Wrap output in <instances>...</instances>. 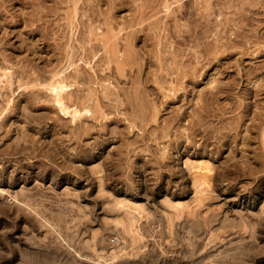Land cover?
Instances as JSON below:
<instances>
[{"label":"rangeland","instance_id":"rangeland-1","mask_svg":"<svg viewBox=\"0 0 264 264\" xmlns=\"http://www.w3.org/2000/svg\"><path fill=\"white\" fill-rule=\"evenodd\" d=\"M0 73V264H264V0H0Z\"/></svg>","mask_w":264,"mask_h":264},{"label":"bare ground","instance_id":"bare-ground-1","mask_svg":"<svg viewBox=\"0 0 264 264\" xmlns=\"http://www.w3.org/2000/svg\"><path fill=\"white\" fill-rule=\"evenodd\" d=\"M108 42H109V40H108ZM114 42H115V41H114ZM111 43H112V42H111ZM115 43H116V42H115ZM107 44H108V43H107ZM107 46H108V45H107ZM110 47H114V45H112V46H110ZM115 48H116V47H114V49H115ZM106 49H107V47H106ZM112 49H113V48H112ZM114 49H113V50H114ZM110 51H111V50H110ZM114 51H115V50H114ZM114 51H113V52H114ZM105 52L107 53L108 51L105 50ZM111 52H112V51H111ZM115 53H116V52H114L113 54L115 55ZM114 55H112V56L114 57ZM69 60H70V59H69ZM115 62H116V61H115ZM116 63H117V62H116ZM116 63H115V64H116ZM118 63H119V62H118ZM120 63H121V62H120ZM71 64H72V63H71ZM71 64H70V65H71ZM116 65H117L118 68H119V65H118V64H116ZM71 66H72V65H71ZM116 68H117V67H116ZM118 68H117V69H118ZM120 68H122V67L120 66ZM120 68H119V70H120ZM122 69H124V68H122ZM76 70H77V69H76ZM57 71H58V70H57ZM58 72L61 73L60 70H59ZM78 72H79V71H78ZM78 72H77V73L75 72V75L78 74V76H79V73H78ZM121 72H122V70H121ZM119 73H120V72H119ZM0 74H1V73H0ZM5 74H7V73H5ZM5 74H2V75L0 76V77H1V78H0L1 81L3 80V78L7 77V76H5ZM55 75L57 76V74H55ZM60 75H61V74H59V77H60ZM71 75H72V74H71ZM72 76H74V74H73ZM53 77H55V76H53ZM57 77H58V76H57ZM66 77H67V76H66ZM74 77H75V76H74ZM80 77L83 78L82 75H81ZM62 78H63L64 80H60V81H59V80H58V81L56 80V81H54V79H53V80H52L53 83H51V81H50V83H51V87H50V88H51V93L53 94V98H54V100H55V102H56V105L58 104L57 106H59V107H58L59 110H61L62 112L64 111L63 114H65V115H67V114L69 115V114H70V115L72 116L73 121H74V119H78L79 117L82 116V114H80V113H84L85 111H82V112L80 111V113H79L78 109H76L75 104L77 103V102H76L77 99H73V100H75V104L73 105V106H75L74 109H72V106H71V108L69 109V107L66 106V105L63 103V100H64L63 94H65L66 92H67V94H68V91H66V89H67V87L69 88V86H68L69 84L67 85V84H65L66 82L64 83V81L66 80L65 77H62ZM75 78H76V77H75ZM5 79H6V78H5ZM5 79H4V81H5ZM60 79H61V78H60ZM1 81H0V82H1ZM66 81H67V80H66ZM78 81H79V80H78ZM81 81H82V80H81ZM83 81H84V80H83ZM83 81H82V82H83ZM3 83H4V82H3ZM50 83H49V84H50ZM67 83H68V82H67ZM8 84H9V83H8ZM49 84H48V85H49ZM4 85H5V83H4ZM49 90H50V89H49ZM68 90H69V89H68ZM65 91H66V92H65ZM49 92H50V91H49ZM64 96H66V95H64ZM67 96H69V95H67ZM66 99H67V101H69L68 98H66ZM130 99H131V97H130ZM134 99H135V98H134ZM54 100H53V101H54ZM73 100H71V101H73ZM131 100H132V99H131ZM131 100H129V101H130V104H131ZM67 101H66V102H67ZM134 101H136V100H134ZM136 103H137V101H136ZM77 104H78V103H77ZM130 104H129V106L131 107ZM137 104H138V103H137ZM137 104H136V105H137ZM77 108H78V106H77ZM71 109H72V110H71ZM130 109H132V107H131ZM70 110H71V111H70ZM89 112H91V111H88V113H89ZM125 112H126V110H125ZM86 113H87V112H86ZM86 113H84V114H86ZM86 115H87V116H88V115H92V113H90V114H86ZM83 116H85V115H83ZM87 116H86V117H87ZM79 119H80V118H79ZM82 119H86V118H83V117H82ZM86 120H88V119H86ZM73 121H72V122H73ZM74 122H75V121H74ZM72 124H73V123H72ZM74 124H75V123H74ZM57 125H58V124H57ZM82 126H83V125H82ZM61 127H62V126H61ZM61 127H60V128H61ZM84 127H86V125H84ZM62 128H63V127H62ZM68 128H69V127H68ZM68 128H67V129H68ZM70 128H71V127H70ZM81 128H83V127H81ZM94 128H95V127H94ZM76 129H77V128H76ZM87 129H88V127H87ZM90 129L92 130V128H89V130H90ZM104 129H105V128H104ZM104 129H103V130H104ZM69 130H70V129H69ZM89 130H88V131H89ZM94 130H95V129H93V132H94ZM80 131H81V130H79V132H80ZM85 131H86L85 134H87V136L89 135L90 132H92V131L88 132L86 129L84 130V132H85ZM98 131H99V130H98ZM104 131H105V130H104ZM84 132H83V129H82V132H81V133H83V134H81L82 137H85V136H86V135H84ZM87 132H88V133H87ZM70 133L72 134V132H70ZM90 134H91V133H90ZM74 135H75V137H76V134H74ZM68 136H69V135H68ZM70 136L72 137V139H71L72 142H74V141H73V139H74V138H73V135H70ZM70 136H69V137H70ZM79 136H80V135H79ZM87 136H86V137H87ZM76 139H77V138H76ZM76 139H74V140H76ZM81 139H82V138H81ZM81 139H80V140H81ZM64 140H65V139H64ZM71 140H70V141H71ZM68 141H69V140H68ZM60 142H61V141H60ZM72 142H71V143H72ZM79 143H80V142H79ZM54 145H56V144H54ZM63 145H64V144H63ZM63 145H62V146H63ZM65 145H66V144H65ZM55 147H56V146H55ZM67 148H68V147H67ZM67 148H66V150L68 151ZM57 151H58V150H57ZM64 152H65V151H64ZM206 166H207V165H206ZM204 167H205V166H204ZM205 168L208 170L207 172L210 171V169H208V167H205ZM207 172H206V173H207ZM204 173H205V172H204ZM209 174H210V173H209ZM209 174H208V175H209ZM208 175H207V176H208ZM207 176L205 175V177H203V178L207 179V178H206ZM194 177H195V174H194ZM208 177H209V176H208ZM210 178H211V177H210ZM203 182H204V181H203ZM203 182H202V183H203ZM206 182H207V180H206ZM196 184H197V183H196ZM204 184H205V183H204ZM204 184H203V185H204ZM197 185L199 186V184H197ZM209 185H210V184H209ZM201 186H202V185H201ZM196 188H199V187H196ZM205 188H206V187H205ZM209 188H210V187H209ZM199 190H200V189H199ZM196 191H197V190H196ZM203 191H204V190H203ZM199 192H200V191H199ZM201 192H202V191H201ZM204 192H206V190H205ZM204 192H202V193H204ZM197 193H198V192H197ZM202 193H200V194H202ZM204 195H205V194H204ZM202 196H203V194H202ZM202 196H201V197H202ZM169 207H171L172 210H174V209H173V206H169ZM171 208H170V209H171ZM181 208H182V207H181ZM187 209H188V208H187ZM188 210H189V209H188ZM193 210H194V209H193ZM191 211H192V210H191ZM194 211H195V210H194ZM131 215H132V214H131ZM192 216H193V215H192ZM219 217H220V216H219ZM204 218H205V217H204ZM216 219H217V218H216ZM134 220H135V219H134ZM179 220H180V219H179ZM208 220H209V219H208ZM194 221H195V220H194ZM218 221H219V219H218ZM132 222H133V221H132ZM134 223H135V222H134ZM195 223H198V221L195 222ZM211 223H212V221L210 220V221L207 222L206 224H207L208 227H212V226H211V225H212ZM217 223H218V222H217ZM226 224H229V223L227 222ZM224 225H225V224H224ZM196 226H197V225H196ZM135 231H136V230H135ZM203 232H204V231H203ZM203 232H202V234H203ZM212 232H213V231H212ZM238 233H239V232H238ZM202 234H201V236H202ZM243 234H244V233H243ZM209 235H210V234H209ZM210 236H211V235H210ZM227 237H228V236H227ZM253 237H254V236H253ZM209 238H210V237H208V239H209ZM208 239H207V240H208ZM220 239H221V238H220ZM220 239H219V240H220ZM250 239H251V238H250ZM220 241H221V240H220ZM246 248H247V247H246ZM198 250H199V249H198ZM235 250H236V249H235ZM237 250H239V249L237 248ZM230 252H231V251H230ZM242 256H243V254H242ZM245 257H247V256H245ZM230 259H231V258H230Z\"/></svg>","mask_w":264,"mask_h":264}]
</instances>
